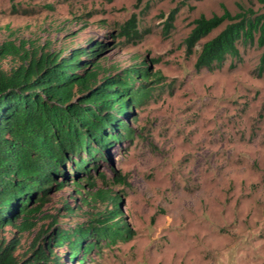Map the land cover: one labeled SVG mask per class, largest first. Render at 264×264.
Listing matches in <instances>:
<instances>
[{"label":"rangeland","instance_id":"obj_1","mask_svg":"<svg viewBox=\"0 0 264 264\" xmlns=\"http://www.w3.org/2000/svg\"><path fill=\"white\" fill-rule=\"evenodd\" d=\"M243 8L264 11L258 0H0V45L40 53L97 39L107 44L100 54L105 71L143 60L160 75L133 116L124 117L133 139L113 144L93 166L95 184H52L29 231L5 228L7 238H20L18 254L53 219L54 227H70L109 208V193L119 197L132 237L101 242L83 264H264V47L241 43L240 60L197 70L198 49L187 54L185 44L196 18ZM133 14L140 41L110 35ZM18 61L0 58V66ZM67 251L56 253L80 264Z\"/></svg>","mask_w":264,"mask_h":264},{"label":"trees","instance_id":"obj_2","mask_svg":"<svg viewBox=\"0 0 264 264\" xmlns=\"http://www.w3.org/2000/svg\"><path fill=\"white\" fill-rule=\"evenodd\" d=\"M177 11L170 13L167 29ZM110 35L131 42L143 38L135 14ZM241 43L264 47V11L243 8L233 15L225 9L221 15H201L185 39L187 54L198 49L197 70L221 68L228 57L240 60ZM106 47L97 39L67 51L40 53L11 42L0 45V58H19L8 70L0 66V264H68L56 253L61 247L68 249L70 262L83 264L101 242L115 244L132 237L119 197L109 193L103 195L109 208L70 227H54L53 219L47 228L51 233L43 230L24 254L17 253L19 237L4 235L9 225L20 233L31 229L50 199L52 184L57 190L69 182L78 187L83 181L95 184L96 161L107 158L113 144L133 139L134 130L124 117L133 116L160 75L143 60L117 72L105 71L100 54ZM259 69L264 71V53ZM34 202L37 206L31 207Z\"/></svg>","mask_w":264,"mask_h":264}]
</instances>
